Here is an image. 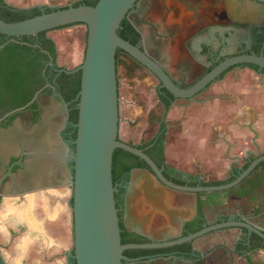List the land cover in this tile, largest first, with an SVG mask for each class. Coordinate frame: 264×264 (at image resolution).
Instances as JSON below:
<instances>
[{
  "label": "flooded vegetation",
  "instance_id": "flooded-vegetation-1",
  "mask_svg": "<svg viewBox=\"0 0 264 264\" xmlns=\"http://www.w3.org/2000/svg\"><path fill=\"white\" fill-rule=\"evenodd\" d=\"M173 1L174 3L167 0H153L151 2L144 0L140 15L135 14L138 8L135 9L132 16L143 32L135 29L130 16L127 19L136 31V34H131L133 40L136 38V46L159 62L180 89H190L213 68L227 59L244 55L264 56V24L257 25L234 20L228 12L229 0ZM44 10L46 7H43ZM163 25H167V28ZM161 27H165L167 30L164 29V31ZM145 31L148 32V35H146L147 32L144 33ZM22 39L0 36V216L11 207L13 208L11 212L15 213L14 211H16L23 216L27 212L26 205H31L35 201V197L28 201L27 197L45 193L49 189L46 187L47 185L54 186L52 189H68L61 186V183L65 181L61 176V172L65 171L61 166V161L65 154L64 145L69 147L68 154H71L74 150L73 142L76 139L74 137V132L76 133L75 123L72 117L77 110V96L68 98L73 89V84L63 77V73H59L63 67L58 65L57 59L56 63L53 62L51 65L47 63L52 60L48 56V58L40 59L43 63L41 67L33 66L32 57L28 55V52L17 48L18 45L27 44ZM29 45L34 48L39 47L38 44L30 43ZM121 53L123 52L119 53L117 67L120 64ZM127 56L145 71L151 73L129 55ZM245 69L253 71L260 77L264 75V72L260 73L258 69L247 66V64L237 65L222 73L217 81L208 85L191 99L175 98L166 89L161 88V82L151 73L159 84L156 87V94L164 109V114L161 117L155 115L156 118L153 120L157 123L155 132L146 128L145 133L148 132L149 136L147 141L131 144L145 153L150 149L155 157H158V148L163 145L165 153L166 142L173 126L167 119L171 108L188 106L193 102L205 100L208 97L201 95L212 85L222 81L226 75L235 70L242 71ZM118 84L120 89L119 75ZM160 93L165 94L170 102L168 111L160 99ZM59 96L61 97L59 98ZM181 101L185 103L178 104ZM47 120L50 121V126L44 146L51 147L53 152L56 151L55 157L58 158L53 161V164L39 167L36 170L38 177L27 182L26 185L20 186L15 176L19 168L15 165L18 161L15 157L24 154L21 163L24 167L29 166V162L32 160L30 156L33 154V151H30L31 146H36L34 134H36L38 127ZM151 123L149 115L147 124L150 125ZM26 149L27 152L24 153ZM139 159L125 155L117 164L115 173L113 168V181L118 190L116 204L119 210L123 245L171 242L205 228L216 227L226 222H239L247 218L239 214L233 205H229L233 201L229 194L226 195V191H233L235 188L244 185L248 178L242 184L223 193L222 191L204 193V200L196 201V215L180 218L171 212V208L164 201L160 200L164 196H172L176 198L177 204L179 201L177 197L188 193L172 189L164 184L154 174L150 166L143 160V162L139 161ZM245 159L248 165L250 161L255 160V156L248 154ZM241 161V159H237L235 163ZM155 164L162 171L163 176L175 185L188 187L217 186L214 184L217 182L193 180L186 171L168 163L167 160L161 163L155 162ZM262 164L256 170L257 172L260 169V174L255 178L253 187L261 185V176L264 177V165ZM71 166L69 164V168ZM141 174L146 176L140 177ZM48 176L50 178H47ZM229 182L232 181H225V184ZM33 187L38 189L32 193L20 195V191L25 193ZM131 200L136 202L140 211L146 212L145 214L148 215L146 218H140L139 222L134 220L129 213ZM47 202L49 201L47 200ZM226 202H228L227 205H225ZM13 213L8 216L11 220V228L5 227L4 235H8L7 239L3 238L0 225V264H10L8 259L16 258L13 249L18 244L19 235L17 236L14 230L17 228V223L21 224L22 222L18 215L12 216ZM5 215H8L7 212ZM149 215L152 218L151 223L148 222L149 225H147L145 222L150 217ZM210 217L214 218L210 220ZM255 218L260 220L259 225L252 223V219H247L264 233V211L263 213H255ZM25 221L24 224L27 226L25 229H22L24 225L18 227L20 233L21 231L24 234L27 233L20 239L23 240V246H27L28 234L31 233L29 231L31 226ZM40 221L39 227L44 229L45 221L43 219ZM183 223L186 225L182 231ZM161 227L168 229L167 237H162L158 233V229ZM225 234L229 239L226 242L224 240ZM58 238L64 240L65 235L59 234ZM53 246L58 247L56 244ZM57 249L50 257V259L52 258L51 262L54 264H76L70 255H66L73 252V244L69 248L58 247ZM124 256L127 261L123 264H264V239L255 233L249 236L248 231L244 228L229 227L216 229L187 244L157 249H129L124 252ZM45 262L47 263V261Z\"/></svg>",
  "mask_w": 264,
  "mask_h": 264
},
{
  "label": "water",
  "instance_id": "water-1",
  "mask_svg": "<svg viewBox=\"0 0 264 264\" xmlns=\"http://www.w3.org/2000/svg\"><path fill=\"white\" fill-rule=\"evenodd\" d=\"M143 1L99 0L95 6L69 4L62 9L44 12L34 18L15 23L0 19V36L19 39L77 24L87 28L86 49L82 64L72 70L65 67L59 70V73L64 74L81 72V87L76 98L78 121L75 124L77 132L73 142L74 150L68 154L69 147L64 145L65 154L61 161V166L65 170L61 172L65 180L61 186L67 187L72 192L73 252L66 255H70L76 264H123L127 261L124 256L126 250L157 249L187 244L216 229L229 227L244 228L249 236L255 233L264 239L261 229L244 218L239 222H226L216 227L205 228L171 242H154L148 245L122 244L119 210L116 204L118 190L113 181V156L116 149H122L145 161L154 174L170 188L194 194L232 189L242 184L261 163H264V154L260 152L254 154L249 151L247 155H254L255 160L250 161L246 169L236 172L232 182L217 186H179L169 182L143 150L120 138L121 117L117 67L119 50L149 70L159 79L161 88L166 89L178 99L193 98L208 85L217 81L222 73L237 65H254L258 67L260 73L264 72L263 55L234 57L218 64L190 89H180L159 62L118 34L123 20L133 15L135 9L138 8L135 14L140 15ZM227 8L230 16L238 22L264 24V0H229ZM131 23L137 31L142 32V28L136 23L134 17ZM47 63L52 65L53 61L49 60ZM49 123L48 120L43 122L34 134L36 146H31L30 151H33V154L30 156L32 160L29 166L24 167L21 163L24 154L15 157L18 159L15 165L19 167L15 176L20 186L36 179L38 177L36 170L39 167L53 164V161L58 158L55 157L56 151L53 152L51 147L44 146V142L47 141ZM25 152L27 149L24 150ZM46 161L49 163L47 164ZM69 164L72 165L70 168ZM37 189L33 187L25 193L20 191V195L32 193ZM129 204L131 207L132 203ZM182 225L183 231L186 223Z\"/></svg>",
  "mask_w": 264,
  "mask_h": 264
},
{
  "label": "rangeland",
  "instance_id": "rangeland-1",
  "mask_svg": "<svg viewBox=\"0 0 264 264\" xmlns=\"http://www.w3.org/2000/svg\"><path fill=\"white\" fill-rule=\"evenodd\" d=\"M78 1L80 0H6L7 3L18 8H30L31 6L38 5L40 7H50L52 9L63 8ZM167 1L174 3L173 0ZM130 19L133 20L132 15L130 16ZM163 26H166L167 28V25ZM67 28L68 29L65 28L54 32L53 37L56 40L55 44L58 65L60 62L61 67L72 70L81 65L83 62L86 49L87 28L84 25H75ZM69 28H75L76 30L73 29L70 31ZM161 28L163 30L165 29V27ZM146 32L147 31L144 33ZM146 35H148V32ZM63 63L66 66H63ZM118 75L120 82V126L122 127V132H120L119 136L122 140H127V135L130 134V141L135 143H139L140 141L143 142L144 140L147 141L149 136L148 132L147 134L145 133L146 128L147 130L149 129L155 132V126L157 123L153 122V120L156 116L161 117L164 114V109L159 103L156 94V87L159 85L158 81L151 73L145 71L123 53L120 54ZM201 96H206L208 97L205 98L206 100H211L209 102H203L207 104L206 107L210 108L211 116L208 117V119H204L203 117H205V115H203V110L201 109L202 106L200 105H193L189 109L172 107V111L170 110L167 116L168 120H174V122H171L173 126L168 139L167 147L175 148L180 145L179 150L185 151L188 147V143H186L184 136L186 131L189 132L194 129L204 130L206 132L217 131L219 129H227L231 131L233 128L231 126L233 125L236 117H241L243 125L247 128H249L250 125L255 126L256 124H254V122L250 123L249 114L246 113V109L257 102H261L262 108H259L257 111H259V113H264V75L260 77L253 71L246 69L242 71L235 70L226 75L222 81L212 85V87H210ZM184 103L185 102L182 101L178 102V104ZM214 103H219V110L221 109L220 111H222V113H217V108H212ZM206 107L204 106L203 108ZM241 112L243 113V116H240ZM149 115L152 122L150 125L147 124ZM219 115H222L223 119H221ZM130 117H135V120L127 126L126 121ZM61 192L65 193L60 194L63 195L60 196L61 201L63 199L66 200L64 210H59L58 207H53V209L52 206L49 207V210L40 207L37 210V216L45 221L44 229L41 230L43 232H47V235L51 238H56L57 235L64 234L67 240V248H69L73 244V222L71 210L72 195L71 190L69 189L62 190ZM31 199V195L27 197V201ZM29 206L30 205H26V210L29 209ZM12 210L13 208L11 207L6 211L8 215H5L6 212L3 211L4 214L0 216L2 220L0 225L3 235L6 231L5 227L11 228L12 224L10 217L8 216L13 213L11 212ZM14 212L15 213H13L12 216L21 214L16 211ZM32 213H29L30 218L32 217ZM49 217L53 218L50 219ZM26 227L27 226L24 224L22 229H25ZM38 228L40 229V227ZM38 228L34 230V234L40 231ZM29 231H33L31 227ZM26 234L27 233L25 232V235ZM28 235L32 236L30 233ZM3 238L6 239L5 235ZM23 249L24 251H13L14 256L17 252H19L22 257L20 260L15 259L12 262L14 264H37V259L32 258V249L30 252L25 248ZM26 258L28 261H26ZM8 261H10V259H8Z\"/></svg>",
  "mask_w": 264,
  "mask_h": 264
},
{
  "label": "crops",
  "instance_id": "crops-1",
  "mask_svg": "<svg viewBox=\"0 0 264 264\" xmlns=\"http://www.w3.org/2000/svg\"><path fill=\"white\" fill-rule=\"evenodd\" d=\"M30 8H32V6ZM21 9H29V8H21ZM73 29H70V31H72ZM58 30L61 29H57L47 33V37L53 40L54 43L56 42V40L53 37V33ZM59 66H61L60 62H59ZM63 66L66 65L63 63ZM205 101L209 102L211 100L205 99L201 102H193L188 106H174V107L189 109L193 105H200L202 106L201 109L203 110L202 111L203 115H205V117L203 118L208 119V117L211 116L210 115L211 110L210 108L206 107L207 105L206 103H203ZM261 104H262L261 102H257L246 109V113L249 114L250 123L254 122V124H256L255 126L249 124L250 126L249 128H247L246 126L243 125L241 117L239 118L236 117L234 119L233 125L231 126L233 127L231 131L227 129H219L217 131H208V132L197 129L190 130L189 132L186 131L184 136L186 143H188V147L186 148L185 151L179 150L180 145L179 147L177 146L175 148L167 147L168 146V141H167L165 148V155L167 162L170 164H174L178 168H181L182 170L186 171V173H188L193 180L198 179V180H204L206 182H225L230 180L232 177H234V174L236 172L243 170L247 166L245 157L249 151L254 153H258V152L264 153V113H259V111H257L259 108H262ZM204 106L206 108H203ZM212 108H217V113L220 112L222 113V111H220L221 109L219 110L220 108L219 103L218 104L214 103ZM240 116H243L242 112ZM220 118L223 119L222 115L220 116ZM134 120L135 117L128 118L126 121V125L127 126L130 125V123L133 122ZM169 121L174 122V120H170V119ZM120 132H122V127L120 128L119 134ZM130 140H131V135L129 134L127 135V140H123V141L129 142L130 144L141 143V141L139 143H135ZM237 159L239 160L241 159L242 161L236 164L235 162ZM259 174H260V169L256 172L255 176H250L246 180V183L244 185L235 188L233 191L230 190V191H226L227 193L225 192L226 195L229 194V196H231L230 198L233 201L229 205H233L235 207V210L239 214L243 215L244 217L252 219V223L258 225L260 224V220L255 218V213H260V212L263 213L264 211V177L261 176L262 179L260 180L261 182L260 186L253 187L252 184L255 183V178ZM139 176L144 177L146 175L141 174ZM47 178L50 177L48 176ZM46 187H48L49 189L45 191V193L42 192L39 193L38 195H32L33 196L32 198L35 197L34 203L29 206V209L27 210L26 214H24L23 216L18 215V218L21 220L22 223L21 224L17 223L16 225L17 228L14 230L16 235L17 236L19 235L18 237L19 239H18V244L13 250L24 251L23 248H25L30 252V250L32 249L33 252L32 258L37 259L38 261L37 264H54L53 262H51L52 258L50 259V257H52V254H54V252L58 250L57 249L58 247L67 248L66 238L64 240H60V238H58L59 235H57L56 238H51L47 235V232H43L41 230V227L40 229L38 228L41 225V221H40L41 219L37 216L38 208L41 207V208H45L46 210H49V207L52 206V208L58 207L59 210L60 209L64 210L65 207L64 205H66V200L63 199L61 201L60 198V196H63L60 194H65L64 192H61L62 190H65L64 188L52 189L54 186L52 187L51 185H47ZM223 192L224 191H222V193ZM204 195H205L204 193L201 194L188 193L183 195L181 194L179 195V197H177L179 199L177 204H176V198L175 197L173 198L172 196L170 197L164 196V198H162L160 201H164V203L171 208V212L175 214L177 217L180 218L193 217L197 213L196 201L197 200L203 201ZM54 199H58V200L55 201ZM47 200L49 202H47ZM130 202L132 203V205L129 208V213H131L135 221L139 222L140 218H146V216H148L147 214H145L146 212L139 210L134 200L133 201L131 200ZM71 203H72V197H71ZM227 204L228 202H226L225 205ZM28 212L29 213L33 212L31 218L29 217ZM222 212L225 213V211ZM151 218L152 216H150L147 219V222H145V224L149 225L148 222L151 223ZM213 218L214 217H210L209 219L212 220ZM24 221L25 223H28V225L31 226V229L33 230L30 233L32 236L28 235L29 236L28 243L27 244L25 243L27 245V246L24 245L25 247L23 246V240H20L25 234L22 231L20 233L18 230V227L20 225H24ZM37 228L40 231L34 234V230H36ZM158 233L161 234L162 237L165 236L167 237V235L169 234L168 229L166 227L159 228ZM224 237H225L224 239L225 242L229 240L226 234L224 235ZM5 238L6 239L8 238L7 234H5ZM54 244H56V246L58 247L53 246ZM15 257L17 259L16 258L10 259V264H14L12 261L15 259L20 260L22 255L19 252H17ZM26 261H28L27 258ZM45 261H47V263Z\"/></svg>",
  "mask_w": 264,
  "mask_h": 264
},
{
  "label": "trees",
  "instance_id": "trees-1",
  "mask_svg": "<svg viewBox=\"0 0 264 264\" xmlns=\"http://www.w3.org/2000/svg\"><path fill=\"white\" fill-rule=\"evenodd\" d=\"M98 1L99 0H80L76 3H74V6H79V5L95 6ZM57 9H60V8L52 9L50 7H46V10L43 11V7L35 6L33 8H29V9H21V8H16L12 5H9L8 3H6L5 0H0V19L5 21V22H8V23H15V22L24 21V20H27L30 18H34L36 16L43 14L44 12L49 13V12H52V11L57 10ZM72 26H75V25H72ZM68 27H70V26H68ZM63 28H67V27H63ZM63 28H60V29H63ZM118 34L124 40L130 42L133 45H136V38H135V40H133V38L131 37V34H136V31L133 28V26L131 25V23L128 21L127 18H125L123 20V22L121 23V27L118 30ZM22 40H24V42H26L27 44H25L24 46L18 45L17 48L22 49L25 52H28V55L32 57L31 62H32L33 66H35L36 68L41 67L43 65V63L40 61V59L48 58V56H49V58H51L53 60L54 63H56V59H57L56 45H55L53 40H51L50 38L47 37V32L40 33L38 36L23 37ZM30 43L33 45L38 44L39 47L34 48L32 45L31 46L29 45ZM120 52H122V51L119 50L117 52V59H118ZM34 55H36V56H34ZM25 64H27V63H25ZM247 66H250L254 69H258V67L254 66V65H248L247 64ZM63 77L66 80H68L69 83L73 84V89L70 92L68 98H73V97L77 96L79 91H80V87H81V72H78L75 74H64L63 73ZM164 92L167 95H169V93L166 90H164ZM160 99L165 104L166 111H168L170 109V102L168 101L165 94L160 93ZM72 120L74 121L75 124L77 123V121H78V110H76L74 112ZM74 134H75L74 137H76L75 132H74ZM146 153H147V155H149V157L151 159H153L157 163H161V162H164L166 160L163 145H161L158 148V157L157 156L155 157L150 152V149L147 150ZM125 155L139 159L138 157H135L134 155H132V154H130V153H128L122 149H116L114 152V156H113L114 173H115V169L118 166L117 164L119 163L120 159ZM139 161L143 162L141 159H139ZM262 165H264V163ZM247 167H248V165L244 169H246ZM258 168H260V166L257 167L254 170V172H252V174L250 176L256 175V170ZM234 179H235V177H232L229 181H233ZM214 184L221 185V184H225V182H217ZM117 197L118 196L116 195V198Z\"/></svg>",
  "mask_w": 264,
  "mask_h": 264
}]
</instances>
